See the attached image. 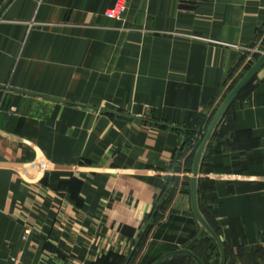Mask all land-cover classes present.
<instances>
[{"label": "crops", "instance_id": "obj_1", "mask_svg": "<svg viewBox=\"0 0 264 264\" xmlns=\"http://www.w3.org/2000/svg\"><path fill=\"white\" fill-rule=\"evenodd\" d=\"M111 6L0 0V264H129L157 195L190 175L186 130L206 129L264 45V0ZM198 201L224 264H264V63L206 146ZM167 206L143 257L198 230L189 194ZM192 250L218 263L207 233ZM179 257L196 264H161Z\"/></svg>", "mask_w": 264, "mask_h": 264}, {"label": "water", "instance_id": "obj_2", "mask_svg": "<svg viewBox=\"0 0 264 264\" xmlns=\"http://www.w3.org/2000/svg\"><path fill=\"white\" fill-rule=\"evenodd\" d=\"M114 0H112V5ZM264 63V49L260 51L259 55L255 58V60L250 64V66L243 72V74L237 79L234 85L229 89L223 99L220 101L215 111L213 112L206 129L203 132V135L197 144L193 158L190 166V175H189V200L192 214L198 224V230L196 234L191 238V240L183 247H179L167 252H164L157 256L152 262L149 264H161L167 259L178 255H188L190 256L196 264H206L203 262L199 256L193 252L192 246L193 244L204 234L207 233L216 243L219 259L217 264H224L225 262V249L223 243L216 232V230L210 225L205 215L200 209L199 201H198V181H199V172L201 161L206 150V146L210 141L214 130L219 123L220 119L224 115L225 111L232 103V101L236 98L241 89L246 85V83L254 76L257 70ZM20 90V89H19ZM29 93H36L28 90H23ZM37 94V93H36ZM177 127V126H176Z\"/></svg>", "mask_w": 264, "mask_h": 264}, {"label": "rangeland", "instance_id": "obj_3", "mask_svg": "<svg viewBox=\"0 0 264 264\" xmlns=\"http://www.w3.org/2000/svg\"><path fill=\"white\" fill-rule=\"evenodd\" d=\"M263 49H264V45L260 46V48H258L256 51V55L258 56L260 51ZM253 59H255V58H253ZM203 132H204V130H202L201 133L195 134V137H196L195 142L193 144H189L190 153L188 155H186V157H185V160L188 162V167H189L190 162L192 161V157H193L192 154L196 148V147H194V145L199 143V141L203 135ZM183 176L184 177L181 179V181H179L180 183L177 182V184H174V186H172L171 194L170 193L169 194H162V190H161V192L157 195L155 206H152V209L148 212V214L145 218V221H144V224L142 227V233H141L140 237L131 246L132 251H131V259H130L129 264H149L150 262H152L157 257V256H155L154 258H150V259H148L146 256L143 257V254H144L143 250L145 248L147 238L149 237L153 228L155 226H157L161 221H163L167 211L172 210V207L167 206V205L172 201V198H173V195L175 194V192L180 191V192H184V193L189 194V170L188 169L185 171ZM178 184H179V186H178ZM164 189H165V186H163V191H164ZM166 196L167 197L169 196V197L167 198ZM200 206H202V205H200ZM154 210H156L155 215H151ZM181 245L183 246L184 243ZM178 247L179 246L176 245L175 248H173V249H176ZM162 253H160V254H162ZM211 253H212V251L209 250L208 257L211 256ZM183 260H184L183 257H179L175 261H171L169 263L167 262L166 264H171V263L172 264H185V262Z\"/></svg>", "mask_w": 264, "mask_h": 264}, {"label": "built area", "instance_id": "obj_4", "mask_svg": "<svg viewBox=\"0 0 264 264\" xmlns=\"http://www.w3.org/2000/svg\"><path fill=\"white\" fill-rule=\"evenodd\" d=\"M129 3L130 0H114L113 5L105 9L103 13L109 18L120 19L127 10ZM28 231V229L25 230V234H27Z\"/></svg>", "mask_w": 264, "mask_h": 264}, {"label": "trees", "instance_id": "obj_5", "mask_svg": "<svg viewBox=\"0 0 264 264\" xmlns=\"http://www.w3.org/2000/svg\"><path fill=\"white\" fill-rule=\"evenodd\" d=\"M202 129H187L186 130V142L188 144H193L196 140L195 134L197 133H201ZM197 144L194 145V147H196ZM193 155V154H192ZM158 205V204H157ZM156 210L153 211V213L151 215H155ZM149 223V222H148ZM147 223V224H148Z\"/></svg>", "mask_w": 264, "mask_h": 264}]
</instances>
